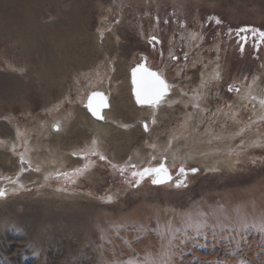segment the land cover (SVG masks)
<instances>
[{"label":"rangeland","instance_id":"1","mask_svg":"<svg viewBox=\"0 0 264 264\" xmlns=\"http://www.w3.org/2000/svg\"><path fill=\"white\" fill-rule=\"evenodd\" d=\"M1 1L0 19L20 23L28 7H13ZM48 1L42 0L36 9L33 24L41 27L53 24L61 18L60 13L69 7L70 1H75L79 7H88L92 1V7H97L96 0H70L57 5ZM100 1L111 7H106L107 15L103 16L94 9L89 12L88 31L97 32L100 26L104 31L102 35L108 34L114 47L105 48L106 52L98 54L96 60L80 73L79 82L74 81L73 89L67 92L71 99L65 98L64 103L55 109H45L35 87V84L39 85L33 64L35 56L18 52V40L13 33L2 31L0 20V123L4 122L13 130L20 126L28 132L22 144L17 141L13 156L21 159L22 155H28L25 159L28 169L39 168L40 173V167L30 158V142L38 139L33 131L38 120L52 118L59 110L72 111L80 106L79 99L85 101L89 95L83 94L88 82L99 83L97 70L111 65L113 74V64L120 61L126 71L124 76L142 62L151 69L166 72L174 85L188 94L196 89L193 86L204 65L217 68L205 85L209 91L205 102L208 112L201 129L209 122H213L215 130L226 125V130H230L228 138L234 137L229 154L237 159L232 162L233 168L224 166L206 173L194 166L198 163L183 165L186 169L197 168L199 171L188 174L187 186L179 188L174 185L179 178L176 173L182 166L180 164L167 165L174 183L153 185L151 178H146L138 187H131L128 183L132 179L131 172L120 171L123 161L131 158L130 154L121 162L114 161L108 151L110 146L103 150L95 148L99 155L107 157L106 160L101 161L99 155H87L80 158L83 163L79 165L60 168V173H67V176L58 177L54 172L44 176L43 182L38 184L26 185L21 180L23 172H20L24 168L21 160L17 163L18 170L0 167L2 177L4 174L16 178L19 175V183L23 185L21 188L10 184L9 187L15 188V194L13 189L7 191L6 198L0 199V264H112L113 261L125 264L129 258L145 264L146 256L154 264L162 258L169 221L176 226L182 215L198 212L207 215L208 226L199 233L190 230L186 236H177L172 249V264H237L238 260L240 264H261L264 262V232L255 224L264 218V147L250 145L264 135V121L253 117L248 107L240 110L237 96L243 84L249 86L258 77L260 98H264V43L257 52L250 40L241 54L235 36L229 38L225 33L230 28L240 27L264 31V0ZM209 17L219 18L222 23L217 25ZM165 20L168 23H164ZM190 34L204 39L191 40ZM151 36H156L160 43H149ZM191 41L193 45L190 46ZM185 52L188 53L187 60L183 58ZM170 53L179 57L178 61H172ZM199 54L201 62L194 67L193 59ZM28 79L32 83L21 82ZM6 80L12 85L2 84ZM229 85L234 88L231 93L227 92ZM97 86L92 85L93 92L98 90ZM236 88L239 91H235ZM176 106L173 111L183 109L178 103ZM228 110L234 114L232 121L226 117ZM174 116L172 127L178 126L182 120L179 111ZM249 118L256 123L236 138L235 133L249 123ZM165 135L163 133L161 138ZM146 142L145 138L143 143ZM0 146L5 143L1 142ZM132 149L135 152L137 148ZM78 150L72 153H88L91 148ZM76 166L86 169L84 175L72 174ZM89 173H94L95 181L87 178ZM72 179L75 183L71 182ZM122 189L126 191L121 197L120 194L115 198L111 196L113 200L104 199ZM225 215L230 218L225 219ZM237 215L244 218L247 226L233 223ZM50 220L60 222L63 227L68 225L76 233H67L61 226L52 230ZM217 221L227 227H216ZM161 227L165 229L163 233L159 231ZM137 237H141L138 242ZM124 240L129 244L123 243Z\"/></svg>","mask_w":264,"mask_h":264},{"label":"bare ground","instance_id":"2","mask_svg":"<svg viewBox=\"0 0 264 264\" xmlns=\"http://www.w3.org/2000/svg\"><path fill=\"white\" fill-rule=\"evenodd\" d=\"M4 1L12 4L13 7H28V11L20 23L13 22L11 19H0L2 31L14 34L13 36L19 43L18 52L20 54L35 56L36 59L33 64L39 82V85L35 84V87L40 92L45 109H55L54 107H59L60 104L64 103L65 98H69L70 95L67 92L73 89H71L73 82H79L80 73L96 60L98 54L114 47L109 35L106 33L102 35L104 31L102 32L100 26L97 32L90 33L88 31L89 12L94 9L102 16L107 15L106 7L111 6L109 4L108 6L103 5L100 0H96L97 7H92V1L88 7H79L75 1L47 0L50 4L56 5L66 1L71 3L67 9L60 13V19L51 25L41 27L33 24L32 20L36 9L42 4V0ZM0 2L2 1L0 0ZM192 36L193 34L189 36L191 40ZM188 44L193 45L192 41ZM201 58V54L194 58V65L199 61L201 62ZM113 66V74L111 65L103 66L104 68L100 71L97 70L99 83L89 81L87 88L83 87L85 90L82 89L84 95L87 93L90 95L93 92L92 85L98 84L96 91L102 93L107 100V106L100 110L103 119L93 117L87 110L85 105L88 97H86L85 101L80 98V106L72 111L59 112V110L52 118L38 120L33 129L37 133L38 139L30 142L32 148L30 158L34 164H38L40 173L35 172L34 168H31L29 172H23L21 180H24L26 185L43 182L44 176L54 172L60 173L61 167L66 168L68 165L81 164L80 157L74 156L72 153L75 149L80 150L81 147L87 149L95 147L103 150L110 146L108 151L112 153V159L120 162L130 154L131 158L121 164L124 169L128 167L129 163L137 165L138 169L152 166L162 158H166V161L172 163L175 161L182 163L184 166L198 163L199 165H193L204 170L205 173L209 170L222 169L224 166L233 168L232 162L237 158L229 154V146L234 137L228 138L227 134L230 131L226 130L228 127L224 125L223 129L215 130L213 122H209V124H204V128L201 129V124L207 117L205 102L209 91L205 89V85L213 78L217 68L212 65H204L202 70L199 69L200 74L197 75L198 82L193 86L196 88L194 91L188 94L186 90H182L183 88L175 86L166 103L157 109H151L136 104L132 84V69L134 67L127 76H124L126 71L120 61L115 62ZM156 72L163 74L167 82L174 85L173 80L166 72L161 69ZM10 82V80H6L2 84L8 86L11 84ZM21 82L30 84L32 80L28 79ZM241 89L237 96L238 108L242 110L243 107H248L255 118L263 115L264 108L259 103L262 92L258 77L249 86L243 84ZM252 97L256 99L253 100ZM177 103L183 107L180 110L176 109L181 114L182 120L178 126L172 127L170 124L175 120L174 115L176 113L173 109L177 108ZM233 109L235 110V108ZM153 112H155V116H153ZM226 117L232 121L234 114L231 110L227 111ZM153 120L155 123H152ZM144 122L149 124L148 132L143 130L142 124ZM57 123L60 125L58 131L53 127ZM163 133L166 134V137L162 139ZM27 137L28 132L23 127L17 126L13 130L4 122L0 123V143H5V146H0V167H7L10 170L20 169L17 163L21 159L13 156L12 151L15 152L18 145L17 141L22 144V140H26ZM145 138L147 142L144 144ZM169 141H171V145H169ZM133 147L137 148L135 152H132ZM237 149L238 147L235 148V150ZM25 153L27 152L25 151ZM26 156L28 157L26 154L22 155L25 162ZM153 157L155 160L152 159ZM77 166L76 168H78ZM23 167L29 168L27 162L23 164ZM7 175L4 174V177L0 175V186L5 185L4 187H6L8 185L9 187V178L16 179V177ZM93 175L94 173H89L87 178L95 181ZM124 191L126 190H119L104 199L109 200V196L117 197ZM49 223V228L52 230L61 226L67 233L75 232L68 225L63 227L64 225L60 222L50 220Z\"/></svg>","mask_w":264,"mask_h":264},{"label":"snow or ice","instance_id":"3","mask_svg":"<svg viewBox=\"0 0 264 264\" xmlns=\"http://www.w3.org/2000/svg\"><path fill=\"white\" fill-rule=\"evenodd\" d=\"M209 19L214 20V22L219 25L222 23V21L219 18L216 17H209ZM156 22L159 23V18H155ZM164 23H168L167 20L164 21ZM181 27H184L183 24H181ZM226 36L229 38L235 36V42L239 47V51L242 54L245 49V45L249 43V41H252V47L257 52L259 51L260 45L264 43V31L252 28V27H240L237 29H229L227 33H225ZM192 39H196L197 37L193 35L191 37ZM200 40H203L204 37L200 36ZM149 43H160V40L156 36L149 37ZM188 53H184V59L187 60ZM170 58L172 61H178L179 57L172 55L170 53ZM195 67V65H194ZM132 84H133V93L135 96V101L137 105L140 106H146L151 109H157L162 104L166 103L167 99L170 96V93L172 89L175 87V85L169 84L163 74L159 72H153L147 69L143 64H138L136 68L132 70ZM234 91V88L232 85H229L227 87V92L231 93ZM235 91H239L238 88L235 89ZM253 100H255V97H252ZM262 108H264V98L260 99L259 101ZM105 103V97L102 93L99 92H93L88 96L87 104L85 107L87 110L91 113V115L97 119H103V117L100 115V110L104 107H106ZM196 107V105H194ZM153 116H155V112H153ZM259 120L264 121V115H260L258 117ZM152 123H155V120L152 121ZM255 120H251L249 118V123L245 125L244 128H241L239 132H236L235 135L239 136L241 133L245 132L246 129L251 128L252 124H255ZM55 130H59V123L53 126ZM126 127V126H125ZM143 130L145 132H148L149 130V124L147 122H144L142 124ZM169 145H171V141H169ZM241 145H243V141H241ZM251 147H264V135H261L257 138V140L253 141L250 145ZM153 147H155L153 145ZM73 155H79L81 159H83L87 155L96 156L99 155L96 151L95 147H93L90 152L88 153H73ZM99 159L101 161H104L107 159L104 155H99ZM155 160V157L152 158ZM26 163L23 158H21V164ZM112 167L116 168L117 165H112ZM128 167L133 169L131 172L132 179L128 182L131 187H138L141 182L146 178H151V183L153 185H160L163 183L171 182L172 181V175L170 174L169 167L167 166L166 158H162L160 163L157 166H145L138 169V166L135 164L129 163ZM28 168H22L21 173L28 171ZM35 171L39 172V168H36ZM86 169L84 168H77L72 170V174L74 176H82L84 175V172ZM121 173L125 171L123 167L120 168ZM199 169L197 168H191L186 169L185 167L181 166L177 170V177H179L175 181V187H186L187 184L185 183L188 174H195L198 172ZM58 177L60 175L67 176V173H58ZM72 183H75V180H71ZM9 184L17 185L19 187H23L19 183V175H17V178L15 180H12L9 178ZM66 190V189H64ZM13 194H15V189L13 190ZM8 195L7 189L3 186H0V199L6 198ZM112 197L109 196V200H111ZM213 216H215V213H212ZM227 215H225V219H229ZM233 223H240L242 226H247L244 218L237 215V217L233 220ZM206 226H208V218L207 215L204 212H198L196 214L189 213L187 215H182L180 220L177 222L176 226L172 225V222L169 221L167 225V232H168V239L166 243L162 246L164 251L162 253V258L154 264H172V249L174 248V242L178 235H188L189 231L191 230L193 233H199L202 229H204ZM219 228L227 227V225L217 221V224L215 225ZM255 226L261 231L264 232V218H262L258 223L255 224ZM141 232L144 231V229L141 227L139 229ZM165 229L161 227L159 229L160 233H163ZM153 231H156V229H153ZM141 237H137V242L139 241ZM123 243L129 244V241L124 240ZM239 247V244L236 245ZM231 255V253H229ZM112 264H120L119 261H113ZM125 264H139L138 260H133L132 258H129ZM145 264H152V262L149 261V258L145 257ZM237 264H240V261L238 260ZM261 264H264V262H261Z\"/></svg>","mask_w":264,"mask_h":264},{"label":"water","instance_id":"4","mask_svg":"<svg viewBox=\"0 0 264 264\" xmlns=\"http://www.w3.org/2000/svg\"><path fill=\"white\" fill-rule=\"evenodd\" d=\"M139 64H143V65H144L147 69H149L150 71H153V72H156V71H157L156 69H151V68H149L148 66H146V64H144V63H142V62L139 63ZM137 65H138V64H137ZM137 65H135L134 68H136ZM134 68H133V69H134ZM133 69H132V70H133ZM132 79H133V77H132ZM94 92H97V91H94ZM105 103H106V105H107V100H106V98H105Z\"/></svg>","mask_w":264,"mask_h":264}]
</instances>
